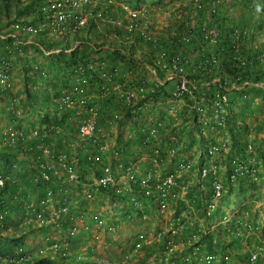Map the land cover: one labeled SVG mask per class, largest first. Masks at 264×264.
<instances>
[{
  "label": "rangeland",
  "instance_id": "rangeland-1",
  "mask_svg": "<svg viewBox=\"0 0 264 264\" xmlns=\"http://www.w3.org/2000/svg\"><path fill=\"white\" fill-rule=\"evenodd\" d=\"M114 1L117 4L121 2L128 4V0ZM191 1L197 2L198 0H163L162 3H157L159 9L162 10L158 12H165V14L154 12L153 9L155 7L145 3L152 11H147L146 20L143 21L142 24L146 22L145 26L147 32L150 37L155 40L156 44L158 43L157 38L160 37L158 34L161 33L163 35V33L158 32V30L162 29L163 26L175 23L177 19L173 14L183 15L184 12L191 7ZM225 1L227 2L226 6L222 9L230 13V21L238 22L241 18H244V23L249 18V24H253V20L258 16L256 24L259 25L258 23L264 22V12L258 15V10L264 8V0H250L260 6L256 7V10L250 17L244 6L248 0ZM27 2L28 0L19 2L12 0L9 2L8 13L5 9L4 2H0V39L2 40L0 43V62L3 56H9L11 60V69L7 76L6 84L12 91L21 92L20 96L22 95V97H24L23 84L28 80V73L38 78V81L43 85L41 90L46 91L48 94L45 102V113L39 115L30 112V108L27 107L31 104L29 101L20 105V102L17 99L12 100L13 98L9 91H6L8 92L7 95L2 97L4 100L0 98V131H3L7 139L9 138L14 141V137L20 138L19 141L23 150L29 152L31 156L34 152L38 155V160L37 158L33 161L30 159V163L27 165L26 169H22L20 171L21 174L16 175L14 179L21 185L26 199L29 200L27 205L28 208L35 209L36 202H38L37 205L43 210V212L39 213L41 214L40 217L36 214L35 224L38 227L48 225L46 226L48 227L47 230H34L32 233V238H36L35 244L38 246L37 248L43 251L40 255L42 257H49V259L51 258L50 260H42L41 264H48L50 262H52V264H72L74 262V259L62 260L57 257L54 258V256L50 257V254L52 255L56 252L53 253L52 250H46L50 248V246H48L49 240L58 241L52 244L51 248L54 249L60 246L59 233H68L66 229L69 224L66 222V218L58 216V218L54 219L55 221L53 223L49 222L50 220L48 219L50 211L56 210L61 203L67 206L68 213L66 215L71 216V219H73L76 225V232L74 234H70L69 232L70 235L65 238L70 239V241L72 240V245L77 247L76 249L78 250L76 254L81 257L79 259L80 264V260L86 261L87 264H165L162 261L165 256L162 251V240L157 242L159 246L158 250H154L153 247L156 245L153 246V244H151L144 245L139 248L138 251H130L135 237L142 231L147 233L146 236L149 241L155 239L157 233H163L164 239L165 237L173 239L180 248L178 252H174L170 258H172L176 264H181L177 256H179L182 247L185 245L184 242L188 233L192 228H196L198 224H202V226L206 228L203 224L204 217L198 215L197 212V205L203 203L206 198L201 196L200 192H198L202 202H193L192 193L193 191H209V179H203L200 185H198L197 167L198 165L203 166V164L211 165L216 163L219 169L218 176L223 184V182H225L226 153L230 157L238 156V158L235 159H237L239 163L245 165L247 169V171L240 176L244 178L239 179V181L235 180L232 186L228 185L224 189V191H229L228 189L230 186L231 194L220 203L223 210H228L226 211L225 218L227 221L233 219V221L237 222L239 220V214L242 213L240 224L243 228L241 227V229H239L242 239H240L239 248L234 245L232 249L217 245V247L214 248L216 255L212 264H249L247 255L252 257L257 253H261L264 257V228L258 226L261 229L260 233L257 229L256 231L254 229H248L249 225H255L256 222L264 223V100L259 93L260 91L264 92V83H253L250 81L249 84L244 82L239 86L231 84V86L228 87V91L231 93L233 91L235 92L231 95L228 105L222 106L223 110L217 111L216 113L214 112V108L208 104V101H205L203 98L198 100L200 95L193 90L199 86L193 84L194 89L185 95L188 96L189 99L185 96L184 98L177 99L171 96L167 97L150 115L147 113L140 114L137 125H133L132 123L128 124L124 121L125 119L122 118L121 110L124 106L121 105V102L116 106L115 103H108L105 101L107 93H105L101 89L100 84H97L95 81L96 73L94 77H90L93 73H84L83 76L87 77L84 93L88 98V107L92 108L91 112L88 110L91 114L90 116L87 113V108L83 106L60 104L59 96L67 92L64 86H73V83L76 81V74L72 70V67H66V64L53 65L52 60L54 59L49 57L50 54L61 53L68 56L76 53L78 47H82L83 45V42L78 43L79 41H75L76 35H68L66 38L65 35H51L52 31L46 30V34L42 35L45 38L47 37L46 41H48L52 47H63L61 51L53 50L54 52L46 50L44 47H42L43 49L39 47H37V49L34 48L36 45L27 41L29 39L36 42V37L29 38L24 34L21 35L20 31H17L19 35L17 37L7 36L11 32L10 24L12 22H9V18H18L21 19V21L26 18L34 21L35 12L32 10V7H29L27 11H22V9L28 5L26 4ZM117 4L114 8L115 11L116 8L118 11L114 12L113 16L114 18H124L125 14L121 13L120 7ZM231 5L233 6L232 8H230ZM34 10H36L35 6ZM194 12L195 11H193V18L196 19L197 13ZM187 14L189 13L187 12ZM167 15L169 16L167 17ZM21 23L26 22L22 21ZM204 23H207V21ZM256 24L255 26L249 25L251 28L250 34L254 33V30H257ZM151 26L155 27L156 31L150 29ZM237 27L240 28L241 23H239ZM106 29H109L110 32L109 30L107 32ZM212 29H216V26H212ZM135 35L132 36L130 42H126V40H122V36H119V34L114 31L112 24L107 22H99L90 31L84 30L77 35L83 38L91 37L89 39L91 41L89 43L90 45L91 43L94 45L102 44L103 47L94 50L96 52L91 58H101L107 62L109 67H112L111 63L118 59L113 56L109 48L118 49V47H123L127 52L125 53L122 50V53L127 54L125 62L119 59L117 62L119 66V76L120 78L122 76L124 80L120 81L119 79H115L110 85L109 89L111 90L115 85L126 81L133 83H138L140 81L139 83L147 82L152 84L155 82L154 74L147 67L149 64L143 67L141 63L138 62V60L143 59L141 54L142 48L140 46H144V44L140 42L142 41L140 39L135 41ZM6 38H11L12 42L7 43L4 41ZM65 39H67V44ZM263 44L264 32L256 36V45L262 48ZM248 48H251V46ZM143 51H145L144 47ZM149 56L152 58L153 55L149 54ZM130 61H133L135 65L127 63ZM154 63L155 62H153V65ZM41 73L43 76L49 78H42ZM155 73L159 76L157 70H155ZM160 73L164 77L165 74L162 71H160ZM113 78L115 77H112V79ZM91 80L93 82H91ZM217 80L218 79H215L213 82ZM208 84L209 82H205L200 86H207ZM174 85L175 83L172 89L170 86L171 91ZM1 89L5 90L6 87ZM34 89H36L35 85ZM190 99L193 101L191 104ZM10 101L13 103L12 108L9 107ZM226 107H228V110ZM191 110H194L197 114V120H194L192 115H190ZM108 111L109 114H107ZM228 111L233 112L234 117L236 116L239 118L236 125H243L246 129L245 139L248 148L240 154L233 152V148L231 147V135L228 133L226 123H224ZM5 112L13 115L8 116ZM104 112H106V116L103 115ZM53 114L63 116L66 122L57 126L55 124H50ZM45 115L48 117L47 120H44L46 118ZM157 116L162 118L158 120ZM92 117H95V129L93 128L89 135H83L80 132L81 125L83 122H87V119L89 121ZM99 118H101V122ZM149 118H152V124H150L152 127L148 132L155 128L153 124L156 121L163 122L165 120L167 122L169 120L171 125L177 126L178 131L176 132V136H171L175 131H170L168 128H165V137L163 138L161 133H159V136L149 138L151 139L148 142L149 147H146L147 149L144 150L145 146L136 142V130L134 126H139L141 123L147 124L150 120L146 121L145 119ZM164 123L165 122H163V124ZM150 125H147L146 132ZM168 136L170 139H173L170 140L172 143L167 145L166 137ZM218 144H224L226 146L224 152L211 157L202 158V153L206 149H209L211 145ZM254 146L255 148L258 147V149L263 152V156L261 153L255 151ZM100 147H105V150L100 152ZM155 148H158L159 152L166 157L165 164H157L153 161L152 150ZM223 148L224 147L221 149L223 150ZM128 151L133 152L137 157H141L142 154H144L146 159H150L148 163H137V165H140L138 168L139 172H141V169L147 170L154 166L159 176H163L167 170L175 171V166L179 161L191 163L192 166L189 171L183 174L178 173L171 189V191H175L178 197L176 200L186 196L185 202L183 201L180 204L176 202L169 203L166 211L161 214L156 211V201L145 200L141 208L136 209L126 199L119 201L116 197H112L110 193L97 192L96 186L94 185V171L95 168L99 166L109 165L111 163L115 180L119 185H123L127 181V178L121 174V170H123L124 166L114 164L112 159L118 158L120 154H125ZM167 152L169 154L166 155ZM91 155L101 158V163L95 164V168H92L93 170L86 169V163H89L87 158ZM37 163L38 165H36ZM42 164L50 166L51 181L56 185V188L58 187L60 191H64L54 195L52 194L51 202L46 209L39 205V191L42 190L37 188L36 183L40 178V172L37 173V169L34 170L35 166ZM13 167L14 169H19L17 165H13ZM68 167H72L77 176V178L70 183L67 178ZM1 179L3 180V177ZM125 185H127V183H125ZM223 185H225V183ZM186 186L188 187L186 188ZM155 189L153 191H156ZM89 190L93 191V196L91 199H86L84 194ZM19 198L23 200V194H19ZM230 199L232 203L226 204ZM151 200H155V198ZM218 203L219 201L217 204ZM187 204L191 206L193 212L191 214L187 211L183 212L185 216V218L183 217L184 234L182 231L177 232L175 230L173 221L184 210V208L182 209L183 205L186 206ZM31 211L34 212L33 210ZM44 213L45 216H47L46 218H43ZM143 213L146 214V218H142L141 215ZM104 221L111 226L113 225L114 229L112 231L108 230V228L104 226ZM227 221L224 222L229 223ZM101 222L104 223L103 226L100 225ZM15 223L17 226L19 225V222ZM6 224L11 225L8 221ZM221 225L222 226L218 227V229H223L225 232L224 237L227 238L228 228H225V224L221 223ZM158 235L161 236L162 234ZM30 240L31 238L29 241ZM231 240L230 238V243H232ZM78 241H81L79 246H77ZM207 250H211V246L208 244L206 247L204 246V251ZM188 252L189 249L187 250V253ZM160 255L162 256L161 258Z\"/></svg>",
  "mask_w": 264,
  "mask_h": 264
},
{
  "label": "trees",
  "instance_id": "trees-1",
  "mask_svg": "<svg viewBox=\"0 0 264 264\" xmlns=\"http://www.w3.org/2000/svg\"><path fill=\"white\" fill-rule=\"evenodd\" d=\"M5 4V9L7 13L9 12V2L12 0H2ZM16 2H19V0H14ZM34 2L35 0H28L26 4H28L26 7L22 9V11H27L29 7H32V10L35 12L34 15V21L28 20L26 18L22 19L23 22L26 23H34L37 20H43L45 18V15L42 13L36 12L34 10ZM163 0H128V4L132 8H146V13L151 12L149 6H147L145 3H148L150 6L155 7L153 9L154 12L162 11L159 9V5L157 3H162ZM192 5L187 9L186 12H184L183 15L174 13V17H176L177 21L173 24H168L167 26H163L162 29L158 30L160 37L157 38L158 43L153 46L152 41L142 40L138 38L139 33H136L137 36L134 38L135 41L137 39H140V41L143 45L140 47L143 50L147 51V55L144 54L145 52H141L143 59L142 62H146V65H153L154 58L153 57L157 52L159 51H166L168 54V58H176L180 64L185 68L187 77L189 79L194 80V84H197L199 87L194 89L193 91L195 93H198L200 98H203L205 101H208V104L212 106V102L218 98V96L224 95L226 97V103H224V106L228 105L229 99L232 93L228 91V87L232 85L239 86L242 85L244 82H247V84L251 82L253 83H264V44L261 46L256 45V36H259L262 32H264V22L256 24L258 21V16L255 17L253 20V24H249V21L247 19L246 22L243 23L244 18H241L238 22L236 21H230V13L228 11L226 12L222 8H225L226 1L225 0H198L197 2L191 1ZM157 4V5H156ZM140 5V7H139ZM146 5V6H145ZM156 5V6H155ZM249 17L252 15V13L256 10V7H260L259 5H256L252 1L248 0L246 4L244 5ZM233 6L231 5L230 8ZM188 8V7H187ZM167 10V9H164ZM184 10V8H183ZM32 11V12H33ZM194 13H197L196 19L193 18ZM187 12L189 14H187ZM264 8L262 10H258V13H263ZM153 13V12H152ZM165 12H158V14ZM218 15V16H217ZM169 15H167L168 17ZM217 16V18H216ZM241 17V16H240ZM21 19L18 18H9V22H22ZM207 23H204L206 22ZM109 23V22H107ZM214 23V24H213ZM241 23V27H238L239 35L236 42L233 44L232 41L234 39V35L232 34V30H234L237 25ZM111 24V23H110ZM206 24V25H205ZM257 25V30H254V33L250 34V26ZM250 25V26H249ZM113 29L116 33L119 34V36H122V40H126V42H130L124 34L123 30L118 29L117 27L112 24ZM212 26H216L217 35L214 38V41L211 42L210 38L206 37L207 28H212ZM95 27V24L90 22L88 24V27H86L85 30L90 31ZM253 28V27H252ZM147 29V28H146ZM152 30H155V27L151 26ZM107 32L109 29H106ZM10 34H14V31L10 29ZM110 32V30H109ZM75 41L83 42L82 47L79 46L76 53H73L71 55L66 56L65 54H50L49 57H51L53 61V65H62L66 64V67H72L75 66V64H82L85 65L88 63V61L95 54L96 51L100 47H103L102 44L94 45L89 40L91 37H79L77 36L78 33L75 34ZM42 35H39L36 37V42L41 46L44 47L46 50H54V49H61L63 47L55 46L52 47L51 44H49L48 41H46V38ZM66 44H67V39ZM128 40V41H127ZM0 39V43H1ZM4 41L7 43H11V38H6ZM251 46V48H248ZM38 46H34V48L37 49ZM123 47H118V49L113 48L109 49L111 50L113 56L119 60H122L125 62L127 53ZM108 50V49H107ZM125 53H122L123 51ZM91 52V53H90ZM149 54L153 55L152 58L149 56ZM150 57V58H149ZM101 59V58H98ZM117 61H114L111 63V66H116ZM128 61V60H127ZM130 64H134L133 61L127 62ZM64 69V68H63ZM159 80L162 81L164 79L163 75L160 73L159 70ZM48 73V72H47ZM84 73H89L87 71H84ZM40 75V74H39ZM42 75V76H41ZM42 78H49L43 76L41 73ZM28 80L23 84V91H24V97L22 95L20 96L21 92H14L12 89L6 88L5 90L0 89V98L7 95L9 91L11 97L14 99H17L20 103V105H23L24 102H30L31 104L27 106L30 112L37 113L39 115L45 113L46 108V100H47V92L42 91L41 88L43 85L38 81V78L35 77L33 74L28 73L27 76ZM31 78V79H30ZM120 80L123 81V77H115L111 79V82L108 84V90L105 101L108 103H115L117 106L119 104V98L118 95L113 89H109L110 85L114 80ZM218 79L217 81L213 82V80ZM95 81L97 84L103 83V81L100 79V77L96 74ZM91 82H93L91 80ZM140 82V81H139ZM138 82V83H139ZM209 82L207 86H200L202 83ZM30 83V84H28ZM143 83V82H142ZM147 88L153 89V92L148 96L147 98L151 99L149 103H147L146 107H141V102H138L136 106L133 108L128 107L125 104H122L124 107L122 108V118H124L125 122L128 124L132 123L133 125H137V120L139 119V115L143 113H147L150 115L152 111L161 105L163 101L170 97V86L172 89V86L174 84L173 81L166 82V83H143ZM213 84V85H212ZM34 85L35 88L34 89ZM37 85V86H36ZM33 86V88H32ZM72 86V85H71ZM71 86H64L67 92H70L72 90ZM31 88V89H30ZM200 89V90H199ZM22 91V93H23ZM65 92V91H63ZM66 92V93H67ZM259 92V91H257ZM237 93V92H236ZM260 95H262V99L264 100V92L260 91ZM218 94V95H217ZM20 96V97H18ZM61 95L59 96L60 99ZM189 99L188 96H185ZM184 98V97H183ZM3 99V98H2ZM4 100V99H3ZM193 101L190 99V104ZM13 103L11 101L9 102V107L12 108ZM26 106V105H24ZM228 110V107H226ZM32 109V110H31ZM132 109L136 110L137 113H133ZM226 110V109H225ZM13 113V112H12ZM5 114H8V116H12L13 114H9L8 112ZM109 114V111L108 113ZM106 116V112L103 114ZM161 115V114H160ZM190 115H192V118L194 120H197L194 110H191ZM7 116V115H5ZM46 118L44 120H47L48 117L45 115ZM162 118L160 116H157V119ZM152 118L145 119L146 121L150 120V122L141 123L139 126H134L135 128V139L136 142L147 146L149 143H146V137H147V125L152 124ZM183 119V118H182ZM164 120V118H163ZM168 120V119H167ZM239 118L234 117L233 112L228 111L224 123H226L228 133L231 135V147L233 148V152L241 153L242 151H245L246 148H248V144L245 137V127L243 125H236ZM99 121L101 122V118H99ZM66 122V119L63 116H59L56 114H53L51 117V123L57 125H62ZM164 128L160 131L161 136L163 138L165 137V128H168L170 131H175L174 134H171V136H176V132L178 131L177 126L171 125V122L168 120L167 122L164 120ZM186 122V121H185ZM154 125V124H153ZM167 125V127H166ZM169 126V127H168ZM151 127V125H150ZM149 127V128H150ZM148 128V129H149ZM71 129V128H69ZM148 131V130H147ZM138 133V134H137ZM179 137V133H178ZM13 138V137H12ZM14 141L11 139H7V136L3 134V131H0V176L3 177V185L0 187V215L2 218H0V264H41V261L43 260H50L49 257H42L40 254L43 252L40 250V248H37L38 246L35 244V239L32 238V233L34 230H47L48 225H43V227H38L34 222L36 219V214H38L41 211V208L37 205L38 202H36V208H28V202L29 200L26 199V196L24 194V190L21 189V185L14 179L16 175L21 174L20 171L22 169H26L27 165L30 163V159L35 160L38 155L34 152L33 155L29 154V152H26L22 149L20 138L14 137ZM166 142L168 144H171L170 137H166ZM164 142V141H163ZM127 145V144H126ZM254 149L256 152L261 153L263 156V152L258 149V147ZM237 157H230L226 153L225 160H226V174H225V185L222 184V195L219 199V203L217 204L216 208L212 213H210L206 218L205 222L206 225L209 227V233L203 237L202 239V254L201 257L204 258L206 254L212 259V261L215 260V247L217 245L221 247H227L231 248L232 246H237V248L240 247V235H238V229H241L242 225L241 223V214H239V220L233 221H227L226 218V211L221 208L220 203H222L225 199L228 198V195L231 194V187L229 186V191H224V189L228 186L234 183L235 180L239 181V179H242L244 177H240L241 175L236 176L235 180L230 179V173L231 169L234 168L232 165V162H238ZM32 163V162H31ZM39 163V161H38ZM38 163L36 165H38ZM13 165H17L19 169L13 167ZM87 167L86 169H94L95 165H90L89 163H86ZM110 167L113 170V166L111 163L109 164ZM13 168V169H12ZM37 169V173L39 172V166H35V169ZM92 169V170H93ZM102 166H99L98 168H95L94 176L98 177L101 174ZM114 173V172H113ZM244 173V172H243ZM11 174V175H10ZM246 174V173H245ZM115 177V175L113 174ZM0 177V178H2ZM212 177H209V187H210V180ZM37 188L39 190L40 198L39 200L45 198L46 193L45 190L47 187L52 190L53 195L56 193H59L60 189L55 187L56 185L51 181L50 183L45 184L40 178L38 179V182L36 183ZM44 188V189H43ZM211 191V190H209ZM64 192V191H60ZM104 192V191H103ZM112 197H116V195L113 192H109ZM211 193V192H210ZM19 194H23V200L19 198ZM27 194V193H26ZM238 194V193H237ZM85 195V194H84ZM197 197V195H195ZM205 198L208 197L204 196ZM16 198V199H15ZM237 198V197H236ZM117 199V197H116ZM38 200V198H37ZM36 200V201H37ZM38 200V201H39ZM232 200L230 199L229 202L226 204H231ZM33 210L34 212H32ZM242 210V208H241ZM45 213L43 214V218H46ZM66 218V222L69 224L68 228L66 229L68 233L64 234L62 232L59 233L58 237L60 238V246H57L56 248L52 249V244L58 242L54 240L48 241V246L50 248H47L48 251H53L55 254H50V257L54 256L62 259V260H68V259H76L77 255L76 252L78 249L74 245H72V240L65 238L68 237L69 230L72 226V220L71 216H61ZM33 218V219H32ZM7 221L11 223V225H7ZM224 221H227L229 223H225ZM15 222H19V225L17 226ZM235 222V223H234ZM222 224H225V228H228L227 232V238L224 237L225 232L223 229H218V227L222 226ZM239 224V225H238ZM231 229V230H230ZM66 232V231H65ZM31 240L29 241V239ZM232 239L230 243L229 239ZM79 243L81 241H78L77 246H79ZM68 244V246H67ZM208 245L211 246V250L204 251V246L206 247ZM228 244V245H227ZM204 245V246H203ZM225 245V246H224ZM187 248L184 245L182 247V250L180 252V257L183 258L186 256ZM79 262V260H78ZM82 264H86V261H81ZM186 263V261H185ZM256 264H261V261L259 260V257H256L255 260ZM43 264V263H42ZM52 264V262L48 263ZM202 264H206L204 261Z\"/></svg>",
  "mask_w": 264,
  "mask_h": 264
},
{
  "label": "built area",
  "instance_id": "built-area-1",
  "mask_svg": "<svg viewBox=\"0 0 264 264\" xmlns=\"http://www.w3.org/2000/svg\"><path fill=\"white\" fill-rule=\"evenodd\" d=\"M2 0H0L1 2ZM24 1V0H19ZM117 3L114 0H35L34 6L36 8V12H40L45 15L43 20H37L34 23H21V22H12L10 24V28L14 31V34H8L10 37H17V31L21 32V35L24 34L29 38H34L39 35H45L46 30H51V35H65L66 38L68 35H75L76 33L82 32L88 27L90 22L97 25L99 22H109L114 24L118 29L123 30L124 34H126L128 40L130 41L132 36L136 33H139L138 38L142 40L152 41V45L155 46L156 42L153 40L149 33L147 32L145 23L142 24L143 21L146 20V9L141 8H132L129 4L125 2L118 3L121 13L125 14L124 18H114L113 13L115 12V5ZM98 5V8L96 7ZM144 28V29H143ZM206 37L210 38V41L213 42L214 38L217 35V30L212 28H207ZM234 35V39L231 44L235 42V39L238 38V32L232 31ZM137 36V34L135 35ZM29 43H32L38 46L40 49H43L38 43L35 41L29 40ZM79 43V42H78ZM56 51H61V49H54ZM51 52H54L51 50ZM166 51H159L155 54L154 65L147 66L148 69L154 74V81L156 83H166L173 81L175 83L173 90L171 91V97L174 99L184 97L189 91L194 89V80L189 79L187 77V73L185 68L180 64V62L176 58H168ZM156 68V69H155ZM11 69V60L9 56H3L0 62V87L8 88L6 81L7 76ZM72 70L76 74L75 82L71 87L72 90L70 92L64 93L60 99V104L66 105H78L87 108V113L91 116L89 112L92 111L91 107H88L87 102L88 98L84 93V86L86 84V78L84 77V71H87L91 74L90 77H94L95 73L100 76L103 83L101 84V89L104 92L108 90V84L111 82L112 77H120L119 76V66L109 67L107 62L103 59H90L88 63L85 65L75 64ZM155 70L162 71L164 75V79L162 81L159 80ZM0 88V89H1ZM118 95L119 101L122 104L127 105L130 108L136 106L138 102H141V107H146L147 103L150 102L151 99L147 98V94H151L153 89L145 86L142 83H133L130 81L123 82L121 84H117L112 88ZM149 94V95H150ZM218 95V94H217ZM226 103V97L224 95L218 96L216 100L212 102V108H214V112L223 110L222 106ZM89 110V112H88ZM133 113H137L136 110L132 109ZM174 113V112H173ZM95 116V113H94ZM87 122H83L80 128V132L83 135H89L90 132L95 129V117L86 120ZM152 127V126H151ZM150 127V128H151ZM154 129H149L147 131L146 143L149 142L152 137L159 136V133L164 128V124L162 121H156L154 123ZM12 136V135H11ZM173 139V138H172ZM171 139V140H172ZM222 147L223 150L221 149ZM226 146L224 144L211 145L209 149H206L202 155L204 157H211L218 153L224 152ZM105 147H100V152H103ZM169 154L168 152L166 155ZM153 161L157 164H165L166 157L161 154L158 148L152 150ZM91 165H95L101 163L100 157H94L93 155L87 158ZM234 168L231 169L230 179L235 180L236 176L242 175L243 172H246V166L239 162H232ZM192 164L189 162L179 161L175 166V171L167 170L163 176H159L156 169L153 167L148 168L146 171L142 172L139 176L135 174L134 169H128L127 171H131L129 174H122V176L127 178V185L125 183L123 185H119V183L115 180L113 176V170L110 165H103L101 169V174L98 177H95L94 185L96 186L97 192L104 191L106 193L113 192L117 197L126 199L129 203L136 209H140L143 201L151 198H155L157 204V208L159 211H163L167 206V201L170 196V188L174 184V179L179 174H183L191 168ZM127 169V168H126ZM198 169V178L197 184L203 181V179L210 180V197L212 201L219 199L222 195V184L218 179V165L213 163L211 165H205L197 167ZM40 179L45 183H50L52 176L51 168L49 165H39ZM68 173V181L73 182L77 178L75 172L72 167L67 168ZM3 185V180L0 178V187ZM155 187V188H153ZM187 187V186H186ZM156 191H153V190ZM47 190V191H46ZM45 190L46 196L45 198L39 201V205L44 209L48 207V204L51 202V197L53 192L47 187ZM93 191H86L85 198L91 199ZM60 193V191H59ZM155 195V196H154ZM154 196V197H153ZM214 208V203H209L207 205V210L211 211ZM207 211V213H209ZM40 212H43L41 210ZM39 212V213H40ZM52 212V213H51ZM37 214L40 217L41 214ZM68 213L67 206L64 203H61L56 210L50 211L48 219L49 222H54L58 216H67ZM146 214L142 215V218H146ZM0 218L1 215H0ZM260 228H264V223H261ZM258 226L250 225L248 229H256L260 233V229ZM264 232V229H263ZM75 233V228L72 227L70 230V234ZM264 238V237H263ZM80 256H77L74 259L72 264H79L78 260ZM255 255H253L250 259V262H254Z\"/></svg>",
  "mask_w": 264,
  "mask_h": 264
},
{
  "label": "clouds",
  "instance_id": "clouds-1",
  "mask_svg": "<svg viewBox=\"0 0 264 264\" xmlns=\"http://www.w3.org/2000/svg\"><path fill=\"white\" fill-rule=\"evenodd\" d=\"M263 9V8H262ZM260 13H258V15H259ZM261 15V14H260ZM216 30H218L217 28H216ZM235 31H237L238 32V35H239V31H238V27H236L235 29H234ZM234 30H232V31H234ZM219 31V30H218ZM231 31V32H232ZM238 39V38H237ZM237 39H235V42L237 41ZM216 164V163H215ZM138 169V168H137ZM135 170V169H134ZM219 170V169H218ZM144 171H146L145 169L143 170V171H141V172H139V175L140 174H142V172H144ZM136 173V172H135ZM225 174H226V170H225ZM139 175H137V176H139ZM217 175H218V173H217ZM218 179H219V181L221 182V179L219 178V176H218ZM221 184H222V182H221ZM188 187V186H187ZM186 187V188H187ZM171 189H172V186H171V188H170V196H169V199H168V201H167V206H166V208L161 212V211H159V209L157 208V206H156V211L157 212H159V213H161V214H163L165 211H166V209H167V207H168V204L169 203H177V204H180L181 202H185V199H186V196L184 197V198H182V199H178V200H176L178 197H177V195L175 194V191H171ZM209 190H210V188H209ZM102 192V191H101ZM198 192H200V195L201 196H206V194L208 195V197L206 198V200L203 202V203H199L198 205H197V212H198V215H201V216H203L204 217V221H203V224L205 225V227L206 228H204L203 226H202V224L200 225V224H198V226L196 227V228H192V230L188 233V235H187V237H186V239H185V242H184V244L185 245H187L186 246V248H187V250L189 249V252L188 253H186V256L185 257H183V258H181L180 257V255L179 256H177L178 258H179V262L181 263V264H190V262H191V264H202L203 263V261L206 263V264H212L214 261H212V259L208 256V254H206L205 256H204V258H202L201 257V254H202V251H201V248H202V239H203V237L204 236H206L208 233H209V227L206 225V222H205V218L210 214V213H212L213 211H214V209L216 208V206H217V202L219 201V199H217V200H215V201H212V198L210 197V192L209 191H193V193H192V195H193V202H197V201H201L202 202V200L200 199V197H199V193ZM195 195H197V197H195ZM155 196V195H154ZM153 196V197H154ZM117 197V196H116ZM117 199L120 201V200H125V199H123V198H120V197H117ZM151 199H153V198H151ZM149 200V201H156V200ZM146 200H148V199H146ZM145 201V200H144ZM214 203V208L211 210V211H208L207 210V205L209 204V203ZM156 204H157V202H156ZM184 208V210L182 211V213H180L179 214V216H177L175 219H174V221H173V226H174V228H175V230L178 232V231H182V232H184V234H185V228H183L184 227V222H183V217L185 218V216H184V214H183V212H188L189 214H191L192 212H193V210H192V208H191V206L190 205H186V206H184L183 205V207H182V209ZM207 211L209 212V213H207ZM144 214V213H143ZM142 214V215H143ZM141 215V216H142ZM67 216H69V215H67ZM196 218V217H195ZM198 219V218H197ZM72 220V226H71V228L72 227H74L75 228V232H76V225L74 224V222H73V219H71ZM105 222V221H104ZM261 223H259V222H256L255 223V225H253V224H251L252 226H259ZM100 225L101 226H103L104 225V223L103 222H101L100 223ZM105 227H107L108 228V230H110V231H112L113 229H114V226L112 225H109L107 222H105V225H104ZM250 226V225H249ZM71 228H70V230H71ZM243 228V227H242ZM70 230H69V232H70ZM238 235H240V233H239V229H238ZM146 234L147 233H145L144 231H142L141 233H138L137 234V236L135 237V239H134V242H133V244H132V246H131V249H130V251H138V249L139 248H141V247H143L144 245H151V244H153V246L154 245H156L155 247H153V249L154 250H158V245H157V242H160L161 240H162V243H163V247H162V251H163V254L165 255L164 256V258L162 259V261L165 263V264H176V262L172 259V258H170L171 256H172V254L174 253V252H178V250H179V246L173 241V239H168V238H166L165 237V239L163 238V233H157V235L155 236V239H153V240H151V241H149V239H147L148 237L146 236ZM158 234H162L161 236L160 235H158ZM149 235H152V234H149ZM147 242H149V243H147ZM263 249H264V247H263ZM259 257V260L261 261V264H264V257L262 256V254L261 253H257L256 255H255V260H256V257ZM162 256L160 255V258H161ZM81 258V257H80ZM191 259H192V261H191ZM247 259H248V263L249 264H256L255 263V260H254V262H250V259H251V257H249V255H247ZM185 261H186V263H185ZM79 263V262H78ZM80 264V263H79ZM81 264H82V262H81ZM87 264V263H86ZM160 264H162V263H160Z\"/></svg>",
  "mask_w": 264,
  "mask_h": 264
},
{
  "label": "crops",
  "instance_id": "crops-1",
  "mask_svg": "<svg viewBox=\"0 0 264 264\" xmlns=\"http://www.w3.org/2000/svg\"><path fill=\"white\" fill-rule=\"evenodd\" d=\"M98 8V5L96 6ZM141 9H146L145 7H141ZM117 8H116V11L117 12ZM11 29V28H10ZM110 49V48H109ZM141 52H145L144 54L147 55V51H141ZM137 62V61H136ZM139 63H141V66L143 67H146V62H142V60H138ZM132 65H135V64H132ZM167 145H168V142H167ZM149 147V145L145 146L144 147V150L147 149ZM150 153V152H149ZM146 155V154H145ZM147 156V155H146ZM148 157V156H147ZM140 158V159H139ZM114 161V164L116 165H120V166H124L123 170H121V173L122 174H129V173H132L131 171H127L128 169L130 170L131 168L132 169H135L136 171V175H139V172H138V169L140 167V165H137V163H141V164H144V163H148V160L150 159H146L144 154H142L141 157H137L136 155H134L133 152L131 151H128L127 153L125 154H120V156H118V158H113L112 159ZM150 163V161H149ZM135 164V165H133ZM127 168V169H126ZM144 169H141V171H143ZM125 212V211H124Z\"/></svg>",
  "mask_w": 264,
  "mask_h": 264
}]
</instances>
